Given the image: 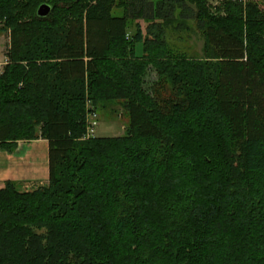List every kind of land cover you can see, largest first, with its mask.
Returning <instances> with one entry per match:
<instances>
[{
    "label": "trees",
    "instance_id": "16d2710c",
    "mask_svg": "<svg viewBox=\"0 0 264 264\" xmlns=\"http://www.w3.org/2000/svg\"><path fill=\"white\" fill-rule=\"evenodd\" d=\"M0 25V148L49 144L45 185L0 188V264H264L258 1L0 0ZM113 104L123 133L84 137Z\"/></svg>",
    "mask_w": 264,
    "mask_h": 264
},
{
    "label": "crops",
    "instance_id": "0c3cea01",
    "mask_svg": "<svg viewBox=\"0 0 264 264\" xmlns=\"http://www.w3.org/2000/svg\"><path fill=\"white\" fill-rule=\"evenodd\" d=\"M140 52L141 48L137 49V53ZM48 152L49 144L44 138L18 141L14 153L0 148V188L7 181L13 182L21 191L45 185L49 179Z\"/></svg>",
    "mask_w": 264,
    "mask_h": 264
},
{
    "label": "rangeland",
    "instance_id": "374dc122",
    "mask_svg": "<svg viewBox=\"0 0 264 264\" xmlns=\"http://www.w3.org/2000/svg\"><path fill=\"white\" fill-rule=\"evenodd\" d=\"M157 1V0H153ZM211 5H215L216 0H208ZM259 6L264 9V3L262 0H259ZM117 10H114V13ZM142 27H144V23L140 21ZM167 35L170 39V43L172 46L179 48L180 50H184L189 52L187 48L193 49L196 52L201 50L202 40L199 38L197 34H190L189 38H186L185 33L182 34V38L176 37V34H171L167 32ZM9 49V32L4 30L0 25V68L3 66V62L7 61L6 52ZM137 49H140V45H137ZM3 68V67H2ZM2 69H0L1 71ZM155 73L150 72L147 80H154ZM87 107V104H86ZM121 112L119 106L117 104L108 105L106 110L97 111L98 124L95 127V135L96 136H118L123 133L124 127L127 125V117L124 114H120Z\"/></svg>",
    "mask_w": 264,
    "mask_h": 264
},
{
    "label": "built area",
    "instance_id": "2783aa9c",
    "mask_svg": "<svg viewBox=\"0 0 264 264\" xmlns=\"http://www.w3.org/2000/svg\"><path fill=\"white\" fill-rule=\"evenodd\" d=\"M220 1H224V0H216L215 4L219 3ZM233 2H239L242 4H246L248 2H256L259 0H230ZM89 107V106H88ZM97 112L95 111H89L87 114V118H86V133L84 135V137H91L95 135V127L98 124V117H97Z\"/></svg>",
    "mask_w": 264,
    "mask_h": 264
},
{
    "label": "water",
    "instance_id": "95a60500",
    "mask_svg": "<svg viewBox=\"0 0 264 264\" xmlns=\"http://www.w3.org/2000/svg\"><path fill=\"white\" fill-rule=\"evenodd\" d=\"M51 12H52V7L47 3L40 4L36 11L37 15L40 17H45L49 15Z\"/></svg>",
    "mask_w": 264,
    "mask_h": 264
}]
</instances>
